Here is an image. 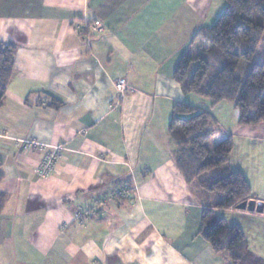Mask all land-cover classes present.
Instances as JSON below:
<instances>
[{
  "label": "crops",
  "instance_id": "1",
  "mask_svg": "<svg viewBox=\"0 0 264 264\" xmlns=\"http://www.w3.org/2000/svg\"><path fill=\"white\" fill-rule=\"evenodd\" d=\"M210 2L0 0V42L16 46L0 106V264H227L198 231L214 200L186 183L166 130L189 93L173 66ZM216 106L232 116L215 120L233 139L229 166L264 201V121L240 125L231 102ZM50 146L61 158L40 177ZM212 211L264 264V212Z\"/></svg>",
  "mask_w": 264,
  "mask_h": 264
},
{
  "label": "trees",
  "instance_id": "2",
  "mask_svg": "<svg viewBox=\"0 0 264 264\" xmlns=\"http://www.w3.org/2000/svg\"><path fill=\"white\" fill-rule=\"evenodd\" d=\"M224 1L214 22L193 33L171 76L184 92L206 96L214 104L231 102L238 113V124L255 125L264 121V58L262 62L252 61L264 41V0ZM15 52L14 44L0 42V106L13 75ZM242 61L249 64L240 77L236 70ZM214 124L208 111L174 101L167 129L174 143L173 161L188 185H196L208 195L220 194L209 208L202 209L198 229L216 254L224 256L227 264H263L250 252L240 227L228 225L212 211L232 209L254 199L243 174L228 164L233 147L231 134L222 131L220 140L210 146ZM212 169L217 173L205 177ZM6 197L0 191V212Z\"/></svg>",
  "mask_w": 264,
  "mask_h": 264
},
{
  "label": "rangeland",
  "instance_id": "3",
  "mask_svg": "<svg viewBox=\"0 0 264 264\" xmlns=\"http://www.w3.org/2000/svg\"><path fill=\"white\" fill-rule=\"evenodd\" d=\"M224 5H225L224 0H211L210 7L205 13V18H204L205 20L201 21V24L205 25V26L211 25L214 22L215 18L218 16V14L223 10ZM187 20H189V18L185 19L186 25L190 24V22H191V21H187ZM92 23L90 24V26L92 25ZM263 58H264V41H262L260 43V45L258 46V48H257V50H256V52L252 58V61L262 62ZM248 64H249L248 61H242L236 70V75L242 77L244 75L246 69H247ZM185 101H186V103L191 104L192 106H194L198 110L208 111L210 114H212V116L214 117L215 120L222 122L224 128H225V126L231 127L232 116L230 115V111L228 110V108H226L224 106H216L215 107V104L213 103L212 99H210L206 96H201V95L193 93V92H189L187 94V98L185 99ZM214 107L215 108L218 107V108L215 110ZM213 108H214V110H213ZM169 118H170V116L168 117V120H169ZM215 126L216 127H215V132H214L213 138L210 140V143H209L210 146H214L220 140V138L223 134L222 130H220V128L217 125H215ZM221 129H222V127H221ZM166 130H167V125H166ZM216 173H217V169H212L211 171L208 172V174L205 175V177H210L211 175H215ZM194 191H195V189H194ZM125 194H126V191L124 190V193L122 195H119V196H124ZM209 197L212 198V200H217L220 197V194L219 193H212V194H209ZM235 209H237V208L235 207ZM241 210H245V209H241Z\"/></svg>",
  "mask_w": 264,
  "mask_h": 264
},
{
  "label": "built area",
  "instance_id": "4",
  "mask_svg": "<svg viewBox=\"0 0 264 264\" xmlns=\"http://www.w3.org/2000/svg\"><path fill=\"white\" fill-rule=\"evenodd\" d=\"M91 27L97 31L102 32L104 29L103 24L99 20H95ZM116 90L120 93H122L126 87L125 82L120 79L115 83ZM119 99H122V94L119 95ZM60 146H50L48 149L44 150L42 159L40 160V163L34 167V171L40 176V177H50L56 168V161L61 158L60 155ZM124 193L123 190H116L112 193H110V197H114L115 194L122 195Z\"/></svg>",
  "mask_w": 264,
  "mask_h": 264
},
{
  "label": "water",
  "instance_id": "5",
  "mask_svg": "<svg viewBox=\"0 0 264 264\" xmlns=\"http://www.w3.org/2000/svg\"><path fill=\"white\" fill-rule=\"evenodd\" d=\"M236 208L264 212V201H256L254 199L242 201L241 203L236 205Z\"/></svg>",
  "mask_w": 264,
  "mask_h": 264
}]
</instances>
